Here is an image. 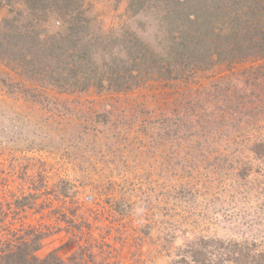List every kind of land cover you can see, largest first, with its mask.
<instances>
[{"label":"rangeland","instance_id":"rangeland-1","mask_svg":"<svg viewBox=\"0 0 264 264\" xmlns=\"http://www.w3.org/2000/svg\"><path fill=\"white\" fill-rule=\"evenodd\" d=\"M127 2L88 0L92 35L129 29L151 40L149 12L129 20ZM6 16L1 9L0 25ZM245 68L213 69L185 91L152 81L60 93L0 58V252L41 236L36 256L63 264H174L201 237L264 253V160L250 148L264 140V90L241 102ZM200 85L210 90L206 110ZM206 115L239 125L227 146L215 127L212 146L197 149L201 129L213 127L197 123ZM227 252L208 257L231 264Z\"/></svg>","mask_w":264,"mask_h":264},{"label":"trees","instance_id":"trees-1","mask_svg":"<svg viewBox=\"0 0 264 264\" xmlns=\"http://www.w3.org/2000/svg\"><path fill=\"white\" fill-rule=\"evenodd\" d=\"M87 1L0 0V10H7L0 25V58L12 63L23 81L60 93L91 89L125 93L152 81L178 83L185 91L206 72L221 68L229 73L236 66L247 67L249 77L239 89L235 87L242 103L255 104L254 92L264 90V0H128L129 20L146 12L152 17L156 29L151 40L129 29L119 34L112 30L103 38L92 35ZM201 87L195 94L204 109L202 102L209 100L210 90ZM29 90L25 88L24 93L34 97ZM221 111L222 107L216 114L224 120ZM221 119L215 115L197 119L200 125L213 126L206 133L201 129L197 149L212 146L215 127L217 133L223 131L225 146L229 144L227 133H237L239 125H225ZM250 148L257 159L264 160V140ZM39 239L21 240L2 250L0 264H63L52 253L36 256ZM228 248L225 262L264 264L263 252L252 255L248 246L237 242L202 237L186 246L174 264H217L208 255Z\"/></svg>","mask_w":264,"mask_h":264}]
</instances>
